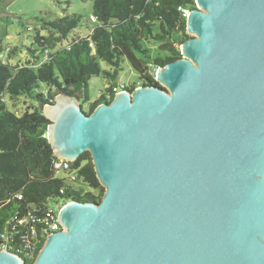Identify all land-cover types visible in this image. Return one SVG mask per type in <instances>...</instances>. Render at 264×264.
<instances>
[{
  "label": "water",
  "instance_id": "obj_1",
  "mask_svg": "<svg viewBox=\"0 0 264 264\" xmlns=\"http://www.w3.org/2000/svg\"><path fill=\"white\" fill-rule=\"evenodd\" d=\"M195 2L163 88L45 104L57 158L89 152L105 191L66 203L32 264H264V0Z\"/></svg>",
  "mask_w": 264,
  "mask_h": 264
},
{
  "label": "trees",
  "instance_id": "obj_2",
  "mask_svg": "<svg viewBox=\"0 0 264 264\" xmlns=\"http://www.w3.org/2000/svg\"><path fill=\"white\" fill-rule=\"evenodd\" d=\"M195 7V0H93L91 16H96L98 23L88 35L62 44L81 25L82 17L39 18L42 23L29 48L32 59L14 65L0 57V232L31 204L47 209L59 198L99 202L105 191L89 152L71 162L66 176H57L54 163L59 158L47 138L50 120L40 107L29 108L22 115L13 113L7 108L5 94L26 96L45 105L62 93L79 99L90 114L100 103L113 99L116 87H162L155 70L182 56L180 45L191 37L184 9ZM145 42L157 46L155 57ZM8 50L16 53V49ZM125 59L139 74L136 84L116 83ZM101 61L109 64L110 70L103 69ZM95 75H103L110 85L91 100L90 79ZM41 83L49 86L48 91H39ZM71 174L76 178L71 179ZM38 252L26 257V264H32Z\"/></svg>",
  "mask_w": 264,
  "mask_h": 264
},
{
  "label": "rangeland",
  "instance_id": "obj_3",
  "mask_svg": "<svg viewBox=\"0 0 264 264\" xmlns=\"http://www.w3.org/2000/svg\"><path fill=\"white\" fill-rule=\"evenodd\" d=\"M6 1V0H0ZM93 0H11L0 5V57L9 59L12 64L26 62L32 59L29 48L34 42V34L37 28H40L41 21L44 19L50 21L65 15H80L82 22L79 27L74 29L67 39L62 41L66 44L73 37L86 36L92 26L98 22H92L89 17L92 15ZM42 33H47L42 30ZM150 48L152 57L157 55V46L152 42H145ZM8 48L16 49V53L11 54ZM103 69L110 70L111 66L101 61ZM138 72L130 65L128 60L122 63V69L119 72L116 83L136 84L138 81ZM109 81L103 75H95L90 79L91 100H96L101 92L109 86ZM49 86L41 83L39 91H48ZM60 94V93H58ZM56 94V95H58ZM56 97V96H55ZM7 108L17 115H22L27 109L40 107L42 111L45 105H39L34 99L26 96L12 98L10 94H5ZM67 171L60 170L57 176L64 177Z\"/></svg>",
  "mask_w": 264,
  "mask_h": 264
},
{
  "label": "built area",
  "instance_id": "obj_4",
  "mask_svg": "<svg viewBox=\"0 0 264 264\" xmlns=\"http://www.w3.org/2000/svg\"><path fill=\"white\" fill-rule=\"evenodd\" d=\"M189 9H184V16L189 13ZM92 21H97L96 16H91ZM92 45V43H91ZM48 52V49L46 50ZM156 71V70H155ZM124 89V85L114 88L119 92ZM71 161L60 158L55 161L54 168L58 171H70ZM75 179L74 174L70 175ZM66 190L61 189L60 193L65 194ZM18 198H22L19 194ZM70 199L59 198L47 209H41L31 204L23 214H16L7 222L6 227L0 232V250H7L18 253L24 257H33L41 249L47 235L62 228L59 222V212Z\"/></svg>",
  "mask_w": 264,
  "mask_h": 264
}]
</instances>
